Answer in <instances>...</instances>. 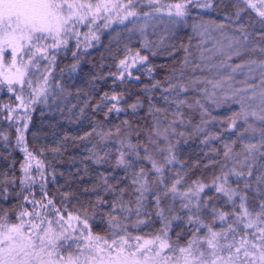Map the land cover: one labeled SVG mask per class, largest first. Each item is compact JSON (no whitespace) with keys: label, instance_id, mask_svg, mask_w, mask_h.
<instances>
[{"label":"trees","instance_id":"16d2710c","mask_svg":"<svg viewBox=\"0 0 264 264\" xmlns=\"http://www.w3.org/2000/svg\"><path fill=\"white\" fill-rule=\"evenodd\" d=\"M173 1L154 10L113 0L127 7L102 12L92 38L82 26L77 37L64 34L67 47L35 89L0 83V217L14 223L37 201L48 219L59 218L55 210L78 216L102 237L112 233L109 221L121 235L141 222L134 233L155 236L156 197L165 207L172 201L163 194L203 185L210 221L224 214L229 226L242 202L256 219L264 204V24L249 0H193L179 17ZM128 11L136 15L122 23ZM225 36L250 45L223 71L211 66ZM7 126L13 130L3 137ZM21 135L24 144H13ZM218 187L238 196H216ZM179 229L195 225L176 223L170 235Z\"/></svg>","mask_w":264,"mask_h":264},{"label":"snow or ice","instance_id":"6c2138e0","mask_svg":"<svg viewBox=\"0 0 264 264\" xmlns=\"http://www.w3.org/2000/svg\"><path fill=\"white\" fill-rule=\"evenodd\" d=\"M130 3L131 0H129ZM250 6L255 8L254 4ZM126 7L127 5L113 3V0H96L95 3L93 0H0V64L4 62L5 53L10 50L11 61L8 66L16 68L15 76L9 78L7 83L9 85L24 84L25 72L16 67L17 56L20 53L27 57L29 63L33 62L38 53L41 58L47 59L45 53L49 48H58L61 44L67 43L65 39H62V34L72 32L78 24L88 21L89 17H91L90 22L95 23L102 12ZM175 8L177 16L184 15L182 5L177 4ZM259 14L264 17V11ZM134 15H136L134 11L127 12V16ZM48 41L51 43L48 44ZM261 51L264 52V48ZM24 56L20 58L23 59ZM28 85L31 87L30 81ZM9 91H12L11 87ZM261 96L264 97V92ZM17 98L20 99V97ZM112 99L115 100L117 97L113 96ZM260 119L264 120V115L260 116ZM18 142H23L22 135ZM23 150L27 152L26 148ZM28 156H31V153H28ZM147 158L151 159V157ZM39 166L38 162L37 167ZM21 167L27 178L31 165L25 163ZM153 168L160 171L154 161ZM24 182L22 180L21 184ZM199 190H203V185L199 186ZM216 190L232 199V191L223 187H218ZM48 204H52V201L49 200ZM240 207L243 209L240 222L245 229H252V232H245L238 242L221 246L218 240L221 233L209 228L210 235L204 237L203 241L193 239L188 241L187 247L178 248L181 256L175 258V264H217L218 260L223 264H264V204H261V211L256 214L255 220L251 218L252 214L244 207L243 202ZM55 212L59 217L55 221L56 227L53 226L51 219L39 212L35 213L34 219L27 221L23 217H32L33 213L27 210L20 212L17 217L18 223H9L6 218L0 217V264H93V262L95 264H148L150 253L151 258L159 257L165 249L170 248L166 230L163 239L157 236L154 240H144L141 243V237L136 236L131 238L136 241L133 244L127 235L117 237L113 233L114 238L109 242L92 234L87 219H84L82 224L88 231H80L79 235H73L77 229L73 228L71 221L73 219L79 221L80 217L69 215L65 220L59 210ZM220 218L223 220L224 215L221 214ZM109 224L116 227L111 224V221ZM248 236L252 239L249 240ZM81 239L84 241L83 244L79 243ZM69 241L73 244H69ZM157 243V249L150 247ZM201 243H206L208 249L212 251L209 253L203 251L199 247ZM73 246L79 254L70 251ZM225 247L229 250L226 258L219 255ZM233 248L234 252H232ZM85 249H88L87 254ZM101 253L105 254L101 255ZM81 256L84 257L83 260ZM208 256L212 259H208ZM164 259L168 260L171 257L166 256Z\"/></svg>","mask_w":264,"mask_h":264},{"label":"rangeland","instance_id":"374dc122","mask_svg":"<svg viewBox=\"0 0 264 264\" xmlns=\"http://www.w3.org/2000/svg\"><path fill=\"white\" fill-rule=\"evenodd\" d=\"M168 1H173V0H168ZM167 0H141V2L143 4H145L148 8H152L154 10H162V8L159 6L161 5L162 2H168ZM190 1L193 0H188V2H186V0H174L173 1V5L171 4V8L174 9V12H176V8L175 6L177 4H180L184 6L187 4H190ZM114 3V2H113ZM249 4H254L255 8L251 7L253 13L255 15H257L258 17H260L262 20L261 25H263L264 23V17H262L259 13L261 11H264V0H249L248 1ZM195 4V2H192L190 4L191 7H194L193 5ZM186 10L183 9V12H185ZM127 15L122 16L121 22H127L129 21L131 18H133V16H127V18H124ZM177 17V16H176ZM179 17V16H178ZM91 17H89V20L86 21L83 24H78L76 26V28L70 32V33H66L69 35H74V36H78V26H82L85 29V32L83 34L84 38H92L94 37L93 33V28L95 27V25H97L98 23V17L96 19L95 23H91ZM108 23H111L110 25L114 24V20L112 21V19H109L107 21ZM91 23V24H89ZM264 26V25H263ZM104 28V27H103ZM205 33V38L209 39V41H212L213 37H212V31L211 30H204ZM64 34H62V39H65ZM80 36V35H79ZM208 41V42H209ZM241 42V44L232 36H225L222 37V42L226 43L222 46V52L221 54L219 53L217 56L219 57L218 60H216L215 62H213L212 66L213 68H216L217 70H225V68H227V66L229 65V67H231L230 62V58L231 57H236L241 53V50H245L246 47H248L249 45H246L245 43L242 42V39L239 40ZM74 43H76L77 45V41L74 40ZM48 44L51 43V41L47 42ZM61 48H65L67 47V43L66 44H61L60 45ZM61 48H49L48 51L45 53V55L48 57L47 59H43L41 58L40 54L38 53L36 55V57L34 58L33 62L29 63L28 59L26 56H24L23 53H20V55L17 56V62H16V67L20 68L21 71L25 72V76H24V84L20 85L17 83H12V85L17 86L18 88L20 87H24L28 85V82H31V87L33 86V81L34 82H40L39 77L41 79V83L44 82V79L47 77L48 75V70H45V68L47 67L48 64H50V62L53 60H55V56L62 51ZM75 49V46H74ZM74 51V50H73ZM7 53H9L10 58L9 61L6 62V64H4L5 62H3L2 64H0V83H7V80L9 78H13L16 74V68H10L8 66V64L11 61V51H7ZM24 56L23 59H21L20 57ZM54 57V58H53ZM52 59V60H50ZM206 61L208 63L211 64L212 59H211V55L209 57L206 58ZM214 61V60H213ZM233 67V66H232ZM238 68V67H236ZM227 74V72H226ZM228 77L231 78L233 77L232 72L230 71V68L228 69ZM45 82H49V78L46 79ZM29 86V85H28ZM31 89V88H30ZM32 89H35V85L32 87ZM45 89V88H43ZM208 95H212V93L206 91ZM41 97H44V93L41 92ZM19 97V96H18ZM23 97V96H20ZM12 127L7 126V128H4L3 133V137H8L10 136L12 131ZM16 137V135H15ZM19 138H15V142L13 144H24L23 142H18ZM230 191L233 192V197H237V192L233 189H229ZM40 192V190H32L33 193L35 192ZM200 192L203 193V191H197L196 190H192L189 191L186 195H177V193H166L163 194V197L166 200H170L172 201V203H170L169 205H166L165 207L159 203L161 196L156 197L155 201H156V205L154 206V208H157L158 211V222H159V226H160V231L158 232L157 235L155 236H147V237H141L140 242L143 243L144 240H154L155 237L160 236L162 239L164 238V231L166 230L167 232V239L170 243V248L165 249L162 253L161 256L159 257H154L151 258V253L150 255V259L148 264H175V258L181 256L180 252L178 251L179 247H187L188 245V241L190 240H197V241H203L204 237L209 236V231L208 229L211 228L212 231L217 232V233H221V235L218 237L219 240V244L221 246L223 245H227V244H232L234 242H238L241 239V235H243V233L245 232H252V229H245L243 226V223L240 222V218L242 216V212L243 209H241V212L239 214H232V222L229 224V226L226 225L225 221H228L227 217L224 215V219L221 220L220 216H216L214 218L213 221H210L208 218L211 217V212L208 211V205L206 204V200L201 196ZM224 195V193L222 192L219 195L216 196H222ZM175 200H178L180 202H183L185 200L184 205L181 206H177V204L174 202ZM26 203L29 205L27 207L30 208V200L26 199ZM34 205H35V209L28 210L27 208H25L23 211L27 210L28 212L33 213V216H35L36 212H39L41 215H47V211L45 209L44 203H40L38 205L37 201H34ZM77 210V209H76ZM62 214V213H61ZM63 215V214H62ZM32 216V217H33ZM18 215L16 214L15 216V222L14 223H18L17 220ZM32 217H28L25 216L23 218H25L24 220L27 221L29 219H31ZM74 217V216H73ZM77 217V216H75ZM68 218V216H67ZM67 218H65V220H67ZM191 218V219H190ZM7 220V219H6ZM8 221V220H7ZM55 221H53V226L56 227ZM82 219L80 218V220H75L73 219L71 221V224L73 226V228H76L77 231L73 233V235H79L80 231H85L87 232V229H84L83 224H82ZM10 223V221H8ZM177 224H187L188 226H193L195 225V230L193 231H188L187 229H179L177 234V231H175L174 235H170V231L171 229H173V225ZM89 224V228L92 232V234L94 236H100L96 233H94L92 231V225L88 222ZM139 224L142 226L141 222H135L134 225L128 228V230L130 231V233H127L126 231H122V235H127L129 237V239L131 240V242L133 244L136 243V241L134 239H131L132 237H136L138 236L136 233H134ZM141 226H139L141 228ZM221 229L222 230H217V229ZM109 229L112 231V233L108 236L102 237L103 239H107L109 242L114 238L113 233L116 234V236H121V234L119 233V231H117V229L115 227H109ZM234 230V231H233ZM181 233H185L187 236L182 235ZM168 234L170 236H168ZM181 234V235H180ZM249 240L252 239L251 236L247 237ZM69 244H73L72 241L68 242ZM79 243L83 244L84 241L83 239H81L79 241ZM102 243V241H101ZM150 247H152L153 249H157L158 248V243L154 244V245H150ZM195 247V245H194ZM199 247L205 251L206 253L211 252V249H208L207 244L206 243H201L199 245ZM70 251H72L74 254H79L77 253L76 248L73 246ZM228 251L227 248H223L222 251L219 252V255L224 256L225 258L228 255ZM235 249H232V252H234ZM88 253V249H85V254ZM105 253H101V255H104ZM171 257V259L165 260L164 257ZM208 259H212L211 256L207 257ZM84 257L81 256V260H83ZM242 259V258H241ZM244 259V258H243ZM93 264H95V262H93ZM217 264H223L222 261H217Z\"/></svg>","mask_w":264,"mask_h":264}]
</instances>
